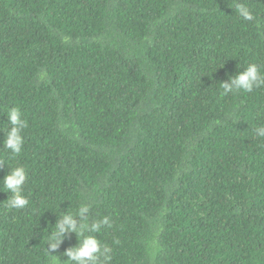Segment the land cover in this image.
<instances>
[{
	"label": "trees",
	"instance_id": "obj_1",
	"mask_svg": "<svg viewBox=\"0 0 264 264\" xmlns=\"http://www.w3.org/2000/svg\"><path fill=\"white\" fill-rule=\"evenodd\" d=\"M237 2L0 0L45 71L30 78L0 40V180L23 166L29 199L9 211L0 192V264H54L57 216L84 202L89 224L109 219L85 235L111 264H264V87L220 85L252 63L264 72V0ZM12 107L27 122L14 158Z\"/></svg>",
	"mask_w": 264,
	"mask_h": 264
},
{
	"label": "clouds",
	"instance_id": "obj_2",
	"mask_svg": "<svg viewBox=\"0 0 264 264\" xmlns=\"http://www.w3.org/2000/svg\"><path fill=\"white\" fill-rule=\"evenodd\" d=\"M239 0H233L236 3ZM236 13L244 21H254L253 12L243 3L235 4ZM9 18L0 14V40L10 47L14 48L22 56L21 42L12 37L8 32ZM25 61V70L31 72L30 78L34 80H43L40 77L41 72L45 74L41 65L29 56H22ZM222 94H237L240 92L251 93L254 89L264 87V72H261L259 66L255 63L249 64L245 69L238 72L235 76H230L227 82L220 83ZM7 123L11 125L7 131L6 139L3 141V148L6 149L11 157L20 155L24 138L23 130L27 127V122L21 118L20 110L12 107L6 110ZM255 135L264 138V126L255 129ZM28 180V173L23 166L11 168L8 174L0 180L1 195L6 201L5 207L11 210H22L29 205V199L23 195L24 186ZM91 211V205L87 202L81 203L76 213H60L54 225V230L50 232L47 242V253L58 264H111L112 248L103 244L96 235H85V233H99L103 226L109 223L108 217L89 224L87 215ZM74 233L78 242L71 247V241L65 239L67 234ZM64 240V241H63ZM58 250L63 257L67 258L63 262L52 252Z\"/></svg>",
	"mask_w": 264,
	"mask_h": 264
}]
</instances>
